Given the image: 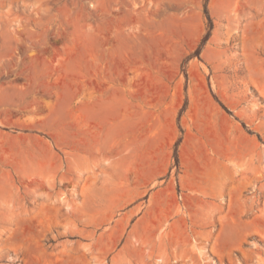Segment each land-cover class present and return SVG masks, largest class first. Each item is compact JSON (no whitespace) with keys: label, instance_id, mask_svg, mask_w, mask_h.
Instances as JSON below:
<instances>
[{"label":"rangeland","instance_id":"374dc122","mask_svg":"<svg viewBox=\"0 0 264 264\" xmlns=\"http://www.w3.org/2000/svg\"><path fill=\"white\" fill-rule=\"evenodd\" d=\"M0 264H264V0H0Z\"/></svg>","mask_w":264,"mask_h":264},{"label":"trees","instance_id":"16d2710c","mask_svg":"<svg viewBox=\"0 0 264 264\" xmlns=\"http://www.w3.org/2000/svg\"><path fill=\"white\" fill-rule=\"evenodd\" d=\"M207 12H208V10H207ZM210 18V17H209ZM176 146L178 147V144H176ZM176 160H177V163L179 162V160H178V154H177V148H176Z\"/></svg>","mask_w":264,"mask_h":264}]
</instances>
